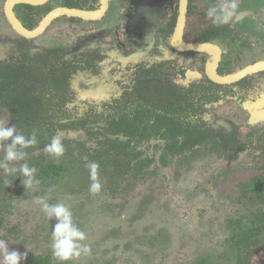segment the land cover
<instances>
[{"label":"flooded vegetation","instance_id":"af4514ba","mask_svg":"<svg viewBox=\"0 0 264 264\" xmlns=\"http://www.w3.org/2000/svg\"><path fill=\"white\" fill-rule=\"evenodd\" d=\"M177 1L172 9L171 0H106L105 7L103 0H36L33 3L27 0H0V52L4 53V57L0 58V74L5 75L6 81L11 71L20 68L19 72L23 79L28 73L36 82L31 84L29 91L20 95L21 102L23 103L28 96H34L37 103L53 107L44 108L36 120L30 118L25 123L21 120L24 118L23 114L19 115L7 102L3 103L0 100V104L13 111L14 119L23 131L22 134L28 129L36 131L38 144V130L44 124H54L61 130H77L82 124L93 123L98 126L103 122L102 130L116 138L99 139V147L90 149L88 153L107 157L121 168L128 166L140 171L155 162L154 157H143L142 151L138 149L139 143L149 139L171 142L172 154H177L179 149L191 144L227 160H236L241 153L247 151L256 134L255 130L248 133L246 140L241 139L242 133L237 126L227 133L212 134L207 129L206 115L210 105L226 97H237L256 103L259 107L255 112L264 116V100L259 99L262 85L259 79H252L253 75L263 73L264 69L225 83L212 79L209 70L214 65L215 55L218 53V63L214 67L217 78L226 79L229 76H236L246 68L264 61V59L256 61L248 59V53L252 52L250 41L256 42L255 47L259 51L264 49V31L259 25L264 18V11L260 9L257 15L253 11L255 9L248 7L253 0L247 3L240 0L239 5L245 4L249 9L238 13L239 18H236L235 22L229 21L218 26L206 15L210 7L202 9L194 4L193 0H188L183 43H180L175 40L180 9V0ZM260 1L264 6V0ZM220 4L215 3L211 7ZM61 8L83 12H96L102 8L105 10L95 18L63 13L45 22L53 12ZM247 19L252 22V26H247ZM238 22L242 23L241 35L234 30V25ZM241 36H244V43H239ZM40 38L62 41L65 44L40 48L37 44ZM2 41L4 44H1ZM31 42L36 43L37 51H32ZM199 44L216 46L218 48L214 50L216 54L188 48L190 45ZM226 44L233 46L230 54L225 50ZM68 48L71 52L67 51ZM233 55L235 58H232ZM201 56H207L208 61ZM45 57L48 62H45ZM126 73H129V79ZM77 74H81L82 77L75 82L74 76ZM0 79V82L4 80L1 76ZM190 89L199 92L203 89L212 90L213 99L204 103L203 112H200V108L190 112L191 116L187 117L189 122L196 124L203 133L217 137L218 143L223 142L225 136H231L232 144L227 143L225 147L221 146L222 149L217 150L207 142L205 144L192 142L189 137L181 134L174 136L167 134L163 137L160 133L189 132L184 130L183 125L176 131L174 128L169 129L167 125L155 127L154 116L143 122L144 125L138 130L132 131V133H154L150 136L128 137L124 134L127 132L122 126L118 127V132H113L114 127L111 123L123 122L124 115L132 118L135 110H142L141 103L148 102L149 106L153 103L164 106L155 107V111L165 112L170 109V100L173 101L175 96L179 97L180 93L184 94L185 90ZM78 93L84 95L85 97L82 96L84 99L94 100L93 105L97 104L93 107L94 111L92 108L91 112L88 111L89 116L86 114V117L80 120H77L71 112ZM127 100L130 101V109L127 108L129 105ZM196 100L199 101L197 97ZM57 110L63 112L54 116L53 111ZM173 120L177 121L178 118ZM61 124L67 126L62 128ZM144 126L147 131L143 130ZM119 136L125 137L126 140H120ZM108 140H117L129 146L127 150L119 148L120 151H116L110 147ZM234 147H240L239 151L236 152ZM261 148L264 155V145ZM163 158H166L165 155ZM262 165L258 173L264 171V163ZM251 177L237 183L235 202L243 208V211L232 218L243 216L248 220L250 211L238 202L237 197L240 193V185L249 181ZM251 208L253 211H258V208L264 211V204ZM245 219L244 221L247 222ZM260 227L261 231L257 239L246 245L239 259L236 253L231 257H220L219 264H253V250L264 244L262 222ZM230 235L229 233L228 238ZM231 248L232 242L230 241V244L227 242L219 256L233 255L230 252Z\"/></svg>","mask_w":264,"mask_h":264},{"label":"rangeland","instance_id":"374dc122","mask_svg":"<svg viewBox=\"0 0 264 264\" xmlns=\"http://www.w3.org/2000/svg\"><path fill=\"white\" fill-rule=\"evenodd\" d=\"M171 1L174 9L178 1ZM239 1L236 0L238 13L249 9L245 4L239 5ZM241 1L247 3L251 0ZM193 2L203 9L228 0ZM261 3L253 0L248 7L257 10L253 11L258 15L260 9L264 11ZM235 20L233 17L230 23ZM246 24L252 26L249 19ZM259 25L264 31V18ZM241 28L240 22L234 25L238 35H241ZM239 40V43H244V36ZM37 44L45 48L65 43L40 38ZM250 44L249 61L264 59V49L259 51L255 41H250ZM30 47L37 51L35 42H31ZM225 50L230 54L233 46L226 44ZM67 51L71 52V49ZM2 57L3 51L0 52ZM201 58L208 61L207 56ZM125 75L129 79V73ZM81 77V74L74 76L75 82ZM252 79L261 82L259 99L264 100V72L253 75ZM82 96L78 93L71 108L77 120L86 114L89 116L90 109L94 111L93 107L97 105H93L94 100ZM258 107L250 100L226 97L208 109L207 129L212 134L227 133L237 126L242 133L241 139L246 140L248 133L255 130L247 151L236 160H227L191 144L172 154L171 142L149 139L139 143L138 149L143 157H154L155 162L140 171L128 166L118 167L107 157L88 153L90 149L99 147V139L116 138L102 130L103 122L98 126L82 124L77 130H61L54 124L42 125L38 130L40 147L35 154L43 156L46 161L63 163L64 174L56 182L33 184L30 189L23 186L24 178L16 186L1 189L0 239L8 242L10 251L27 253V259L21 264L28 263L31 253L48 256L55 264H193L205 257H209L212 264H218L219 253L224 250L230 233L227 220L243 211L235 202L237 183L258 173L264 163L261 150L264 145V116L255 112ZM12 125L16 126L17 132L23 133L13 111L0 104V126ZM54 137L61 140L65 149L60 157L45 151ZM119 139L126 140L123 136ZM10 142H0V161ZM91 162L99 164L101 189L95 195L89 191L92 181L88 165ZM20 165L21 161L9 162V167L19 168ZM3 175L6 174L0 168V177ZM40 196L46 197L51 205L63 203L71 210L74 223L87 236L80 243L90 246V254L82 253L79 258L67 262L53 258L51 231L56 221L54 218L49 220L41 206L34 203V198ZM252 254L253 264H264V244L255 248ZM2 258L0 253V260Z\"/></svg>","mask_w":264,"mask_h":264},{"label":"trees","instance_id":"16d2710c","mask_svg":"<svg viewBox=\"0 0 264 264\" xmlns=\"http://www.w3.org/2000/svg\"><path fill=\"white\" fill-rule=\"evenodd\" d=\"M43 61V58H41ZM45 62L46 57L44 58ZM20 68H15L14 72L7 76L5 81V75L0 74L3 81L0 82V100L3 103L10 105L11 108L17 110L19 115H24V118L21 119L23 122L27 123L30 118H34L35 120L43 112L44 108H52V105H45L42 103H37L34 99V96H28L25 101L22 103V97L20 96L23 92H27L31 89V84H35V80L29 77V74L26 73L23 79L22 74L19 72ZM9 70L7 71V73ZM6 73V75H7ZM14 76V77H12ZM1 80V79H0ZM198 90L190 89L185 90L184 94L180 93L179 97L175 96L174 100H170V109L165 112L156 113V108H163L164 106H158L153 103L152 106H149L148 102L141 103L142 110H135V115L132 118H129L127 115H124L123 122L116 123L115 121L111 123L113 132H118V127L122 126V129L127 133H124L128 137H135L138 135L141 136H150L154 133H132L134 129H139L141 125L149 120L150 118L155 117V127H159L160 125H167L169 129H180L181 125L186 132L189 133H160L163 137H166L167 134H171V136L181 134L189 137V140L192 142H198L199 144H208L216 147L217 150L222 149L221 146H226V144H232L233 139L231 136L227 135L224 137L223 142H217V137L209 136L207 133H203L196 124H193L192 121L189 122L187 119L188 115L191 116L190 112L197 111L200 108V112H203V105L213 99V91L212 90ZM196 97L199 101L196 100ZM128 101V100H127ZM126 101V102H127ZM196 103V105H195ZM127 108L130 109V101H128ZM47 111V110H46ZM175 112V113H172ZM62 111L57 110L53 111V115L56 116L58 113H62ZM27 113V114H25ZM172 114H176L173 116ZM52 116V117H54ZM146 118V119H145ZM178 118L177 121L173 119ZM183 118V119H182ZM145 119V120H143ZM41 122V121H40ZM39 122V123H40ZM144 122V123H143ZM180 124V125H179ZM66 124H61V127H66ZM194 126V127H192ZM142 129V128H141ZM147 128H143L144 131ZM159 129V128H158ZM35 131L33 129H28L24 135L30 136L32 132ZM36 132V131H35ZM159 134V133H156ZM37 135V133H36ZM223 138V137H222ZM108 144L110 147L115 149L116 151L127 150L128 144L124 142H117V140H108ZM220 146V147H218ZM120 148V150H119ZM235 148V147H234ZM240 148V147H238ZM235 148V151L238 152L239 149ZM39 149L38 139L37 144L30 146L24 151L27 152V156L25 160H21V164L27 163L30 167H35L37 172L35 174L36 179L40 181V184L46 181L56 182L59 177L63 176L65 171V166L63 163L56 161H46L43 156L36 155L35 151ZM129 152L127 151V155ZM234 157V156H233ZM264 172V171H263ZM259 172L256 173L251 179L247 182H244L240 185V193L238 194L237 200L242 204L243 207H246L250 213L248 214V220H246L243 216L232 218L227 221V226L230 229V237L227 239V242L230 244L232 242V248L230 252L233 255L226 256H218L221 257H231L238 253V259L240 258L241 251L246 249V245L251 243L253 240L257 239V235L261 231L260 223L262 222L264 226V211L258 208V211H253L251 207L264 204V173ZM24 177L19 173H12L11 175H3L0 177V191L1 189H5L6 187L16 186L18 181L22 180ZM5 180L9 183L6 185ZM244 219L247 221L245 222ZM27 264H55L51 261L50 257L31 253L28 258ZM193 264H212L211 259L209 257L199 258ZM219 264V263H218Z\"/></svg>","mask_w":264,"mask_h":264},{"label":"clouds","instance_id":"9594fccd","mask_svg":"<svg viewBox=\"0 0 264 264\" xmlns=\"http://www.w3.org/2000/svg\"><path fill=\"white\" fill-rule=\"evenodd\" d=\"M238 4L236 0H228L218 6L210 7L207 11V17L216 25L227 24L233 17H238ZM6 145L5 155L0 161V168L4 173L19 172L24 179L22 184L25 189L32 188L33 184H39L40 181L36 179L37 169L30 167L27 163H23L19 168L9 167V162L25 160L27 152L24 149L37 144L36 132L33 131L30 136H26L17 132L15 125L2 127L0 126V142H8ZM45 151L55 157L63 155L65 149L61 140L54 137L51 142L46 145ZM90 179L92 183L89 186L91 194H97L101 185L98 180L99 164L91 162L89 165ZM9 182L5 180L7 185ZM34 203L41 206V211L49 220L55 219L56 223L52 226L51 231V249L52 256L59 262H67L73 258H79L81 254L88 255L91 253V248L87 244H81V241L87 239L86 233L82 231L73 220V213L63 203L51 205L47 202L46 197L40 196L34 198ZM0 253L3 254L0 264H21V261L27 259V253H20L16 250H9L8 242L0 239Z\"/></svg>","mask_w":264,"mask_h":264},{"label":"water","instance_id":"95a60500","mask_svg":"<svg viewBox=\"0 0 264 264\" xmlns=\"http://www.w3.org/2000/svg\"><path fill=\"white\" fill-rule=\"evenodd\" d=\"M36 0H27V2H35ZM104 1V7L106 4V0ZM187 1L188 0H180V9H179V16H178V24H177V29H176V33H175V40H177L180 43H183V30H184V24H185V20H186V16H187ZM103 7V8H104ZM101 9L100 11H96V12H83L77 9H69V8H61V9H57L55 12H53L45 22H48L50 19H52V17L59 15V14H63V13H67L70 15H75V16H82V17H88V18H95V17H99L105 9ZM189 49H198L200 51H205V52H210L213 53L214 50L218 49L216 46L212 45V44H199V45H190L188 46ZM215 53V52H214ZM216 54V53H215ZM219 54V53H218ZM218 54L215 55V59H214V65L211 67V69L209 70V76L218 81V82H228L230 80H237L240 79L241 77L245 76L246 74H250V73H254L256 71L259 70H263L264 69V61L257 63L255 65H252L248 68H246L245 70H243L241 73L237 74L236 76H229L226 79L223 78H217L215 75V70L214 67L215 65L218 63ZM264 114V113H263Z\"/></svg>","mask_w":264,"mask_h":264}]
</instances>
